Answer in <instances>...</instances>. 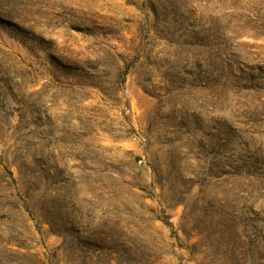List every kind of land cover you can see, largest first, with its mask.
<instances>
[{
  "label": "rangeland",
  "instance_id": "obj_1",
  "mask_svg": "<svg viewBox=\"0 0 264 264\" xmlns=\"http://www.w3.org/2000/svg\"><path fill=\"white\" fill-rule=\"evenodd\" d=\"M0 264H264V0H0Z\"/></svg>",
  "mask_w": 264,
  "mask_h": 264
}]
</instances>
